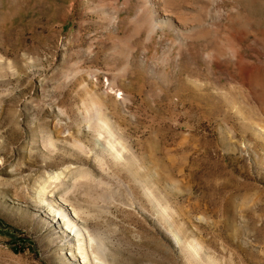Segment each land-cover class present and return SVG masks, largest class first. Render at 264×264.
<instances>
[{"label": "rangeland", "instance_id": "obj_1", "mask_svg": "<svg viewBox=\"0 0 264 264\" xmlns=\"http://www.w3.org/2000/svg\"><path fill=\"white\" fill-rule=\"evenodd\" d=\"M101 257L264 264V0H0V264Z\"/></svg>", "mask_w": 264, "mask_h": 264}, {"label": "bare ground", "instance_id": "obj_2", "mask_svg": "<svg viewBox=\"0 0 264 264\" xmlns=\"http://www.w3.org/2000/svg\"><path fill=\"white\" fill-rule=\"evenodd\" d=\"M69 222V225L71 226L72 224H71V222L70 221H68ZM102 258V259H101ZM100 259L102 260V264H107V262H106V260H105V258L104 257H101ZM96 260H97V258H96Z\"/></svg>", "mask_w": 264, "mask_h": 264}]
</instances>
